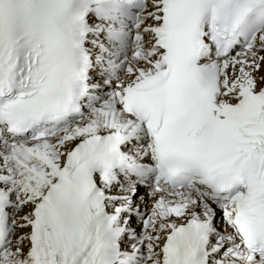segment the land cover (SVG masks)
<instances>
[{
    "label": "snow or ice",
    "instance_id": "1",
    "mask_svg": "<svg viewBox=\"0 0 264 264\" xmlns=\"http://www.w3.org/2000/svg\"><path fill=\"white\" fill-rule=\"evenodd\" d=\"M0 264H264V0H0Z\"/></svg>",
    "mask_w": 264,
    "mask_h": 264
}]
</instances>
